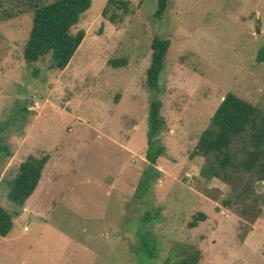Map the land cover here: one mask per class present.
<instances>
[{
    "label": "rangeland",
    "instance_id": "374dc122",
    "mask_svg": "<svg viewBox=\"0 0 264 264\" xmlns=\"http://www.w3.org/2000/svg\"><path fill=\"white\" fill-rule=\"evenodd\" d=\"M125 1L127 14L112 5L104 17L109 0H92L72 29L85 38L58 70L50 57L26 63L32 10L26 0H0V136L9 150L0 152V205L19 211L0 238V264H164L182 245L201 251L198 264H264V182L246 203L225 207L230 185L205 181V158L191 156L228 93L264 111V0H168L161 20L159 0ZM112 14L122 20L112 23ZM155 36L170 48L152 93ZM113 59L127 65L114 68ZM154 97L163 103L166 155L145 177ZM29 155L49 160L18 209L7 194ZM143 180L149 190L139 198ZM199 213L206 220L190 228ZM144 233L155 259L139 249Z\"/></svg>",
    "mask_w": 264,
    "mask_h": 264
},
{
    "label": "trees",
    "instance_id": "16d2710c",
    "mask_svg": "<svg viewBox=\"0 0 264 264\" xmlns=\"http://www.w3.org/2000/svg\"><path fill=\"white\" fill-rule=\"evenodd\" d=\"M26 1L28 8L32 10V25L23 49L24 60L27 64H34L50 57L56 69H66L85 38L84 30L74 34L72 29L91 8L92 0H54L51 3H46L45 0ZM112 5L123 10L125 14L129 12L128 1L109 0L103 11L104 17H107ZM167 6L168 0H159L154 18L161 20ZM14 17L16 13L12 9L7 14V18ZM109 20L116 23L117 20H122V17L112 14ZM169 48L168 39L160 36L153 38L151 63L146 73V84L152 93L160 90V80ZM258 61L264 62V47L259 51ZM110 65L119 68L126 66L127 63L125 59H113ZM162 107L163 103L160 99L152 98L148 113L146 151V159L151 167L144 172L145 177L153 173L159 158L166 155V147L160 140L166 129L165 119L161 114ZM2 129L3 125L0 123V132ZM0 152H9L1 143V136ZM191 156L205 158V164L200 172V176L205 181L219 179L230 185V195L223 201L225 207L246 203L254 195L255 184L264 182V111L258 105L243 100L234 93H228L216 109L210 126L202 132ZM48 160L47 156L29 155L21 163L19 172L10 181V190L7 194L8 200L16 208L22 209L34 194ZM148 190L149 185L143 180L138 185L136 196L142 198ZM257 201L254 198L253 208L257 205ZM242 211L245 213L243 209ZM150 214V212L145 213L144 221H148ZM17 215L19 211L11 214L0 205V238H5L10 233L13 218ZM205 220L206 215L199 213L194 216L189 226L197 227L198 222ZM140 241L141 253L149 259H155L157 247L150 235L144 233ZM201 257L200 250L182 245L181 249L176 248L171 251L170 257L164 264H198Z\"/></svg>",
    "mask_w": 264,
    "mask_h": 264
}]
</instances>
